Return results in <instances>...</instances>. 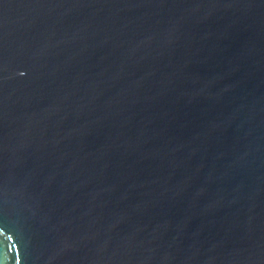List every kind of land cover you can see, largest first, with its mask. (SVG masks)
Here are the masks:
<instances>
[{
    "label": "water",
    "instance_id": "water-1",
    "mask_svg": "<svg viewBox=\"0 0 264 264\" xmlns=\"http://www.w3.org/2000/svg\"><path fill=\"white\" fill-rule=\"evenodd\" d=\"M0 264H264V0H0Z\"/></svg>",
    "mask_w": 264,
    "mask_h": 264
}]
</instances>
